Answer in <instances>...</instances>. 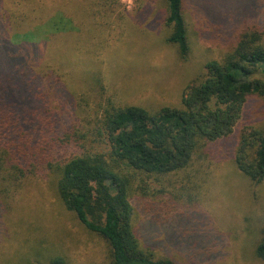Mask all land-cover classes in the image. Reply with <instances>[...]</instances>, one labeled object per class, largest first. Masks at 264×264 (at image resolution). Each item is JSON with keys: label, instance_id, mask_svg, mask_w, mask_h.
Wrapping results in <instances>:
<instances>
[{"label": "rangeland", "instance_id": "rangeland-1", "mask_svg": "<svg viewBox=\"0 0 264 264\" xmlns=\"http://www.w3.org/2000/svg\"><path fill=\"white\" fill-rule=\"evenodd\" d=\"M77 1L87 12L76 18L80 32L75 40L93 55L72 60L70 86L91 105L110 98L151 114L180 108L185 87L246 28L262 30L264 43V0H187L190 53L185 61L165 41L153 11L155 0H119L127 12L137 4L152 10L151 21L139 25L135 17L122 18L120 10L109 13L104 0ZM67 2L71 0H0L1 72L11 64L49 72V64L54 65L47 55L49 43L59 40V34L42 28V36L32 40L15 36L46 22ZM263 125L264 99L251 96L233 132L197 152L188 168L166 177L138 176L148 185L149 200L142 201L139 194L130 198L132 226L157 256L173 264H264L255 257L264 227V181L254 184L235 164L242 132ZM9 202L10 210L0 207V264H49L56 257L65 264L108 263L106 243L65 209L52 177L24 181ZM168 233L173 246L165 241Z\"/></svg>", "mask_w": 264, "mask_h": 264}, {"label": "trees", "instance_id": "trees-1", "mask_svg": "<svg viewBox=\"0 0 264 264\" xmlns=\"http://www.w3.org/2000/svg\"><path fill=\"white\" fill-rule=\"evenodd\" d=\"M80 5L77 0L61 4L59 13L15 36L32 40L42 36V28L59 34V40L49 43L47 55L54 65L49 64L47 74L19 64L5 73L0 67V207L11 209L9 200L24 181L48 175L65 209L106 243L107 264H173L157 256L133 229L130 198L139 194L142 201L149 200L148 185L138 176L166 177L185 170L197 152L233 132L247 98L264 99L263 32L248 27L220 47L225 50L219 59L206 62L204 73L183 90L180 108L151 114L110 98L91 105L72 90V60L93 55L75 40L80 32L76 18L87 12ZM103 5L109 13L120 10L122 18L135 17L136 25L151 21L147 6L137 4L127 12L119 0H104ZM186 10L187 0H155L153 10L166 43L182 61L190 53ZM237 146V169L254 184L262 183L264 125L242 132ZM62 151L69 156H61ZM171 237L166 234L165 241L173 246ZM255 257L264 260V227ZM49 264L65 262L56 257Z\"/></svg>", "mask_w": 264, "mask_h": 264}]
</instances>
